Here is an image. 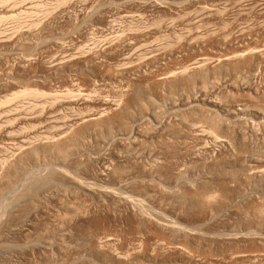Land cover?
<instances>
[{
  "label": "rangeland",
  "instance_id": "374dc122",
  "mask_svg": "<svg viewBox=\"0 0 264 264\" xmlns=\"http://www.w3.org/2000/svg\"><path fill=\"white\" fill-rule=\"evenodd\" d=\"M0 264H264V0H0Z\"/></svg>",
  "mask_w": 264,
  "mask_h": 264
},
{
  "label": "bare ground",
  "instance_id": "6f19581e",
  "mask_svg": "<svg viewBox=\"0 0 264 264\" xmlns=\"http://www.w3.org/2000/svg\"><path fill=\"white\" fill-rule=\"evenodd\" d=\"M51 11V10H50ZM49 13V12H48ZM47 13V14H48ZM247 58V57H246ZM88 61V60H87ZM237 61V60H236ZM69 67V66H68ZM212 68V67H211ZM199 69V68H198ZM197 68L196 69H194L191 73H196L197 71H199ZM202 69V68H201ZM190 72H185L186 74H185V77L183 78V79H185L186 77H189V74H190ZM200 73V72H199ZM184 74V73H183ZM191 75V74H190ZM179 76V75H178ZM192 76H193V74H192ZM195 76V75H194ZM181 77H183V76H181ZM191 77V76H190ZM196 77V76H195ZM174 78V77H173ZM176 78H178L177 76L175 77V79H172V81L173 80H176L177 81V79ZM179 79V78H178ZM171 79L170 78H165V79H162V80H158V83H157V85L160 87L161 85H163V84H166L167 82H171L172 83V81H170ZM167 85V84H166ZM40 93V92H39ZM37 94H38V92H37ZM199 100H195L194 102H193V104L191 105L192 107H194L195 108V106H198L199 105ZM202 104L204 103V104H206V103H209L208 105H210L209 107H211V109H212V111H213V109H216V108H218V105L216 104V103H213V101H209V100H205V101H202L201 102ZM117 105V104H116ZM191 107V108H192ZM125 108V107H124ZM190 108V107H189ZM193 108V109H194ZM196 109V108H195ZM203 109V108H202ZM208 109H210V108H208ZM239 109V108H238ZM200 110V109H199ZM198 110V111H199ZM208 111V110H207ZM215 111V110H214ZM213 111V112H214ZM229 111V110H228ZM234 111V110H233ZM196 112V111H195ZM210 112V114H211V110L209 111ZM209 112H208V114H209ZM231 112V111H230ZM207 113V112H206ZM215 113V112H214ZM113 114V113H112ZM220 114V113H219ZM101 115V114H100ZM217 115H218V113H217ZM182 116V115H181ZM192 116V115H191ZM203 116H204V114H203ZM213 116V115H212ZM211 116V117H212ZM101 117V116H100ZM110 117V116H109ZM227 117V116H226ZM98 118V117H97ZM192 118V117H191ZM215 118V117H214ZM218 119V118H217ZM96 120V119H95ZM94 119H89V120H87V122H93V121H95ZM98 120H100V119H98ZM110 120V119H109ZM215 120V119H214ZM214 120H212V121H214ZM222 120V119H221ZM103 121V120H102ZM83 122V121H82ZM100 122V121H99ZM111 122V121H110ZM193 122V121H192ZM226 122V121H225ZM228 122V121H227ZM226 122V123H227ZM230 122V121H229ZM200 123V122H199ZM215 123V125H216V122H214ZM86 124H88V123H86ZM234 124V123H233ZM238 124V123H237ZM229 125V124H228ZM231 125V124H230ZM243 125V124H242ZM127 126V125H126ZM198 126V125H197ZM212 126V125H211ZM213 127V126H212ZM217 127V126H216ZM226 127V126H225ZM235 127V126H234ZM196 128V127H195ZM217 128H219V127H217ZM227 128V127H226ZM241 128V127H240ZM211 130H213V129H211ZM227 131V130H226ZM238 131V130H237ZM111 133V132H110ZM233 133V132H232ZM112 134V133H111ZM64 135V134H63ZM75 137V136H74ZM74 137L73 136H66V137H61V138H59L58 140H59V142H58V144H62V143H64L65 144V142H67L68 140H69V142H70V140L72 139V140H74ZM71 140V141H72ZM56 141V140H55ZM68 142V143H69ZM53 143V142H52ZM51 143V144H52ZM56 142H54V144H55ZM229 143V142H228ZM230 144V143H229ZM56 145V144H55ZM61 146V145H60ZM66 146V145H65ZM48 147V146H47ZM50 147V146H49ZM51 148V147H50ZM28 149V148H27ZM32 149V148H31ZM70 153V152H69ZM24 154V153H23ZM67 156V155H66ZM66 158V157H65ZM21 159V158H20ZM14 161V160H13ZM17 161V160H16ZM20 161V160H19ZM6 165V164H5ZM9 165V164H8ZM34 172V171H33ZM4 173V172H3ZM27 173V172H26ZM30 178V177H29ZM188 184V183H187ZM185 185V184H184ZM195 188V187H194ZM211 190V189H210ZM182 191V190H181ZM191 191V190H190ZM200 191V190H199ZM206 191V190H205ZM204 191V192H205ZM212 191V190H211ZM177 192V191H176ZM202 192V191H201ZM204 192H202V193H204ZM216 192H218V191H216ZM194 193V192H193ZM196 193V192H195ZM208 193V192H207ZM201 194V193H200ZM191 195H193V194H191ZM195 195V194H194ZM202 195V194H201ZM209 196V195H208ZM216 196V195H215ZM190 197V196H189ZM194 197V196H193ZM199 197V196H198ZM203 197V196H202ZM214 199H216V198H214ZM196 200V199H195ZM205 200H206V198H205ZM197 202V201H196ZM211 203V202H210ZM208 204V203H207ZM138 211V210H137ZM140 212V211H139ZM153 219V218H152Z\"/></svg>",
  "mask_w": 264,
  "mask_h": 264
}]
</instances>
